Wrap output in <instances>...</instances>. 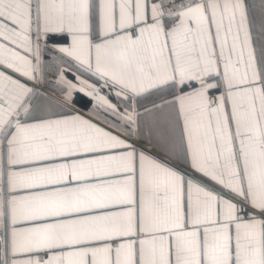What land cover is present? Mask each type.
<instances>
[{
  "label": "snow or ice",
  "instance_id": "6c2138e0",
  "mask_svg": "<svg viewBox=\"0 0 264 264\" xmlns=\"http://www.w3.org/2000/svg\"><path fill=\"white\" fill-rule=\"evenodd\" d=\"M0 264H264V0H0Z\"/></svg>",
  "mask_w": 264,
  "mask_h": 264
}]
</instances>
